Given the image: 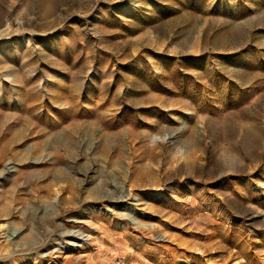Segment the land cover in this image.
<instances>
[{
  "label": "rangeland",
  "instance_id": "rangeland-1",
  "mask_svg": "<svg viewBox=\"0 0 264 264\" xmlns=\"http://www.w3.org/2000/svg\"><path fill=\"white\" fill-rule=\"evenodd\" d=\"M0 19V264H264V0Z\"/></svg>",
  "mask_w": 264,
  "mask_h": 264
},
{
  "label": "bare ground",
  "instance_id": "bare-ground-1",
  "mask_svg": "<svg viewBox=\"0 0 264 264\" xmlns=\"http://www.w3.org/2000/svg\"><path fill=\"white\" fill-rule=\"evenodd\" d=\"M4 22H5V19H0V26H2L4 24ZM248 140H249V136L245 135L244 137H242V144H244V146H247V144L249 142ZM103 148H107V145L106 144H103ZM70 235L77 236V238H80L83 241H86V240H88L90 238L89 235H87V234L86 235H83L82 233H80L78 235H74V234H70ZM31 237H33V236H31ZM24 244L26 246V249H29L30 250V249L35 248L34 245H29V244H26V243H24ZM67 256H70V255H67Z\"/></svg>",
  "mask_w": 264,
  "mask_h": 264
}]
</instances>
